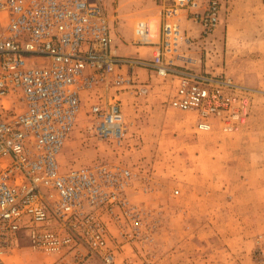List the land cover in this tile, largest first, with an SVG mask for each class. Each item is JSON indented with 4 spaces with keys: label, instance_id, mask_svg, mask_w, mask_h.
<instances>
[{
    "label": "built area",
    "instance_id": "2783aa9c",
    "mask_svg": "<svg viewBox=\"0 0 264 264\" xmlns=\"http://www.w3.org/2000/svg\"><path fill=\"white\" fill-rule=\"evenodd\" d=\"M153 1L158 41H149L155 32L147 20L136 27L138 43L156 46L148 60L117 55L107 0H0V264L21 231L32 249L56 257L53 264H130L122 243L114 244L115 228L123 243L150 240L156 225L130 199V168L104 162L64 170L59 162L85 103L97 140L124 146L123 96L149 91L136 69L174 81L170 106L196 113L200 131L219 123L234 133L249 121L251 90L181 59L192 42L182 19L207 38L220 24L221 0Z\"/></svg>",
    "mask_w": 264,
    "mask_h": 264
},
{
    "label": "rangeland",
    "instance_id": "374dc122",
    "mask_svg": "<svg viewBox=\"0 0 264 264\" xmlns=\"http://www.w3.org/2000/svg\"><path fill=\"white\" fill-rule=\"evenodd\" d=\"M241 4L242 0H221L217 29L203 38L197 25L200 39L191 41L202 63L194 71L228 77L251 90V116L245 126L234 133H225L219 123L211 131L198 130L196 113L170 106L175 82L157 76L156 85L147 84L146 95H131L132 107L125 101L123 147L97 140L89 129L85 103L59 157L64 170L110 162L136 174L130 199L150 212L146 222L156 229L147 243L143 239L123 243L118 229H112L114 244L123 246L121 258L130 264H264V90L234 80V75L243 77L251 59L259 58L237 42L239 37L259 43L264 23L256 4L247 11ZM107 7L116 17L114 31L125 45L132 43V19L147 20L158 36L159 8L153 0H107ZM140 10L157 18H143L146 13ZM3 257L6 264L56 261L32 249L26 231L18 234ZM88 264L104 263L92 259Z\"/></svg>",
    "mask_w": 264,
    "mask_h": 264
},
{
    "label": "crops",
    "instance_id": "0c3cea01",
    "mask_svg": "<svg viewBox=\"0 0 264 264\" xmlns=\"http://www.w3.org/2000/svg\"><path fill=\"white\" fill-rule=\"evenodd\" d=\"M254 4H256L258 12H259V21L264 23V0H242L241 10L247 11V9L251 8V6H253ZM117 10L119 11L120 8L118 7ZM139 13L141 14L146 13L145 15H142L143 18H152V17L157 18L156 15L152 16L151 11L147 12V10H140ZM139 22L140 21H136V19H132L130 21L131 31L133 32L132 43L131 44L129 43L130 45H125L124 41L121 39V36H117L116 32L114 31L113 47L116 50L117 55L121 57H134V58H142V59L151 60L156 53V46H151V45L140 46L138 44L139 35L137 33L136 27ZM180 25H181L182 31H184L189 38H191L192 40H194L193 38L200 39V36L198 34L197 25L193 21L182 19V21L180 22ZM154 38H158V36H155ZM235 38L236 37H233L232 41H236L234 40ZM117 41L121 42V44H124V45L118 46ZM237 42H239L240 44H243L242 47L244 49H247L249 52H255L256 54H258L259 58L257 60H252V59L250 60V63H249L250 65H247L248 67L243 77L234 75V77H236L237 79H234V78L233 79L236 82H240V83L243 82L242 84L244 86H247L248 88L253 87V88H259L260 90H264V30L262 31V33L259 32V41H258L259 43L247 41L243 39L242 36L239 37V40ZM194 45L195 44L193 41L190 44L188 45L184 44L181 47L180 49V53L182 56L181 59L189 62V66L187 67L192 68L194 70H200V68H202L201 67L202 63L200 64V60L198 58L199 56L198 57L195 56ZM181 62H178V63L180 66H183ZM134 74L138 78L139 83L144 86H148L147 85L148 83L149 84L152 83L151 87H153L154 85H156L157 81H159L158 80L159 78H157V76L153 72L147 69H142V68L136 69ZM243 78L245 80H243ZM252 79H254V82L250 81ZM131 95L132 94L127 93L123 96V110L125 109V106L127 103L128 105H131L132 107L134 103V98ZM125 101H127L126 104H125Z\"/></svg>",
    "mask_w": 264,
    "mask_h": 264
},
{
    "label": "bare ground",
    "instance_id": "6f19581e",
    "mask_svg": "<svg viewBox=\"0 0 264 264\" xmlns=\"http://www.w3.org/2000/svg\"><path fill=\"white\" fill-rule=\"evenodd\" d=\"M155 22H156V24H157V29H158V24H159L158 19H156ZM133 25H134V24H133ZM137 36H138V35H137ZM137 36H136V38H137ZM156 36H157V35H156ZM157 39H158V38H152V39H150L149 41H150V42H154V41H157Z\"/></svg>",
    "mask_w": 264,
    "mask_h": 264
}]
</instances>
